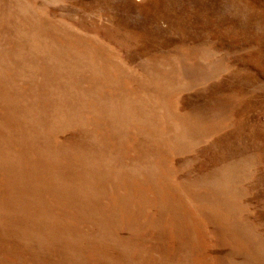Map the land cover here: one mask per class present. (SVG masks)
<instances>
[{
  "label": "rangeland",
  "instance_id": "rangeland-1",
  "mask_svg": "<svg viewBox=\"0 0 264 264\" xmlns=\"http://www.w3.org/2000/svg\"><path fill=\"white\" fill-rule=\"evenodd\" d=\"M0 264H264V0H0Z\"/></svg>",
  "mask_w": 264,
  "mask_h": 264
}]
</instances>
